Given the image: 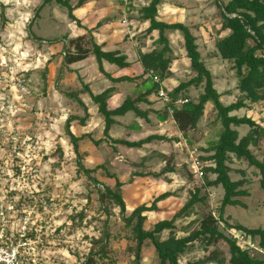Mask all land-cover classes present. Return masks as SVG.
I'll return each mask as SVG.
<instances>
[{
  "label": "rangeland",
  "instance_id": "1",
  "mask_svg": "<svg viewBox=\"0 0 264 264\" xmlns=\"http://www.w3.org/2000/svg\"><path fill=\"white\" fill-rule=\"evenodd\" d=\"M72 1L76 6L80 0ZM143 1L148 4L146 0H128V4L138 12L145 6ZM163 1L159 17L194 25L192 33L203 61L214 76L215 89L222 94L221 101L224 105L236 102L241 96L238 78L231 70V64L215 55L217 41L228 34L221 29L222 17L215 0ZM228 1L224 0L225 3ZM43 3L44 0H0V195L4 200L8 192L17 190L21 199L18 196L16 200L22 202L25 199L22 198L23 193L27 196L33 194L34 197L29 200L35 199L31 207L34 223L38 227L39 245L38 250L32 251V256L44 264H85L92 252H99L106 235L109 256L105 258L98 253L95 256L96 264H133L131 229L125 226L117 206L100 200L104 187L113 189L115 180L105 177L97 168L113 163V169L117 170L118 178L123 182L126 216L137 207L153 201L158 193V183L153 178H133L135 170L121 165L117 158H125L124 162L126 159L139 161L140 153L123 149L111 137L106 138L99 129L98 121H90L84 127L72 125L71 131L75 136H90L79 145L80 158L74 152L65 131L66 122L69 117L83 112L85 103L81 104L73 96L83 90V83L89 80L97 83L98 79H94L98 74L97 63L90 58L77 64L78 68H84L70 72L65 70L64 40L66 37L75 38L77 25L70 19L68 11L55 2L38 13ZM167 4L172 5L171 10L165 6ZM134 13L131 14L132 18H136L137 22L132 24L129 17L130 27L121 21V28L124 32H129L131 27L137 28V38L142 31L144 40H147V27ZM170 39L174 49L172 56L178 62L171 67L173 75L179 74V81H188L192 73L183 50L182 37L176 33ZM145 44L148 49L155 46L152 40ZM108 69L112 72L117 70L110 65ZM191 93L188 97L190 100L198 98L199 92L192 90ZM81 95L87 97L86 94ZM233 115L251 118L264 127L263 102L250 104ZM216 118L213 106L208 104L198 127L188 134L189 142H183L188 147L185 146L184 153L180 154L181 159L186 161L187 156L190 159L188 150L194 152L200 159L203 171L214 164L202 160L206 155L202 149L210 147L218 139L222 125ZM135 119L133 116L126 122L132 125ZM234 129L240 137L250 131L248 126ZM125 133L123 131L122 138ZM94 140L102 142L96 145ZM259 145L253 151L264 160V136ZM230 166L232 180L245 182L238 188L245 195L234 200L242 202L246 208H226V221L248 229H264V190L259 172L247 162L236 159ZM96 169L92 178H96L98 183L86 173ZM192 176L193 180L187 181L181 199L172 201L163 209L166 213L146 215V230L161 220L170 219L187 202L190 191L203 188L204 177ZM210 178L214 180L216 177L210 175ZM207 195L210 199L209 210L218 216L224 191L220 187L213 188ZM23 205L26 207L27 204ZM191 220L182 224L185 226ZM20 227L21 220H18L15 229L20 230ZM220 228L223 231L224 225L221 224ZM224 233L236 238L238 245L247 250L251 257L264 259V252L258 246L259 239L244 241L234 230ZM225 245L221 242L218 248L222 250ZM204 256L202 247L198 246L181 258V264H196ZM142 258V264H159L150 243L143 248Z\"/></svg>",
  "mask_w": 264,
  "mask_h": 264
},
{
  "label": "trees",
  "instance_id": "2",
  "mask_svg": "<svg viewBox=\"0 0 264 264\" xmlns=\"http://www.w3.org/2000/svg\"><path fill=\"white\" fill-rule=\"evenodd\" d=\"M149 5L138 11V17L142 22H148L149 28L147 36L158 32V38L155 41L156 48L146 54H140V62L144 72L137 78H120L113 79L106 74L103 68V62H108L120 69H127L131 65L127 58L118 52H104L103 47L99 46L93 36L94 31L83 28L82 24L74 16V10L67 0H44L43 5L38 13L45 6L52 3L58 4L68 11L70 19L76 23L77 27L84 29L86 34L75 39L66 37L64 42L68 41V46H64L66 57L64 58V67H70L74 64L83 62L93 56L99 66V70L113 83L129 82L134 83L137 80H145L142 87L145 92H141L137 98L129 97L121 107L114 111L108 108L113 89H107L99 94H94L90 86L83 83V90L74 94V98L79 101L81 94H86L95 104L98 114L106 124L105 136L108 138L111 128L116 124V117H123L128 113H133L138 118H146L147 113L140 109V104L146 101V98L156 93L159 85L149 77L150 73L156 74L161 81L168 79L171 74V67L176 59L172 56L173 46L171 35L179 33L182 37L183 50L186 58L189 60V68L192 78L173 90L169 95L173 99L172 104L165 105L162 110V121H167L170 117L169 109L173 110L172 119L175 122L179 132L185 137L191 131H194L204 116L206 106L211 104L217 121L222 125L218 139L210 144V147L204 149L205 153L211 156L203 157L205 162L212 161L214 164L206 168L203 178V188L190 191L189 198L184 207L176 212L170 220H164L156 223L151 229L146 230L147 213H159L161 210L158 204L171 198L176 197V193H164L153 199L150 204H143L137 207L129 216H126V203L123 197V183L119 180L118 175L111 172V167L104 164L97 169L101 170L105 177L115 180L114 188L104 187L101 192V202L109 201L120 209V215L128 229L132 232V243L134 252L133 264H142L143 248L150 243L159 261V264H181V258L201 246L204 252V258L196 264H264V259L253 258L247 250H243L238 245L236 238L228 237L224 232L237 231L244 241H254L259 239V248L264 252V229H248L242 225L229 224L225 218V210L228 207L246 206L234 200L236 197L244 196L245 192L238 191V188L244 185V180L233 181L230 174L232 172L231 163L234 160L244 161L251 168H255L261 177V186L264 190V160H261L253 148H258L261 139L264 136V128L248 117H238L233 113L247 108L250 104L264 103V0H230L227 3L224 0H215L216 6L222 17L221 29L228 34L216 43L217 57L222 61L231 64V70L238 78V90L241 96L236 102L225 106L221 102L222 95L215 89L214 76L203 61L202 55L196 44L194 35L190 27L183 23H167L159 20V9L164 3L163 0H146ZM86 0H82L76 6L82 7ZM192 90L199 91L197 99H189V103L177 107L175 102L178 99L188 98ZM84 115L81 117L71 116L68 118L65 131L74 147V152L80 158L79 145L89 138L83 136L76 137L71 127L73 124L85 126L90 115L83 106ZM248 126L249 133L240 137L239 132L234 128ZM163 140L160 137H149L146 140L130 143L124 140H113L115 144L126 146L128 148H141L144 144L154 140ZM102 141L93 142L99 145ZM82 167V164H80ZM96 170L86 171L90 179L98 183L92 174ZM175 168L171 167L168 161L165 168L159 173H149L148 176L158 179L167 173L174 172ZM179 173L187 179L188 182L193 180L188 166L181 168ZM210 175H215L211 180ZM220 187L224 191L222 204L218 209V216L209 210V196L207 192L210 189ZM15 195V193H13ZM20 201L19 208L23 204L26 209L32 208L35 199L29 200V197ZM27 199V200H26ZM37 205V204H36ZM22 209V208H21ZM192 219L184 226L186 220ZM221 224L224 225V232L221 230ZM193 226L195 228L193 229ZM165 235H167L165 237ZM108 235H106L103 245L99 252H92L85 264H96L95 256L98 253L107 258L110 251L108 250ZM224 242V249H219L218 245ZM227 257L228 260H227ZM195 264V263H194Z\"/></svg>",
  "mask_w": 264,
  "mask_h": 264
},
{
  "label": "crops",
  "instance_id": "3",
  "mask_svg": "<svg viewBox=\"0 0 264 264\" xmlns=\"http://www.w3.org/2000/svg\"><path fill=\"white\" fill-rule=\"evenodd\" d=\"M67 1H69L70 5L73 8H75L74 16L82 24L83 28L94 31L93 36L95 38V41L99 46L103 47V51L104 52H118L121 55L125 56L127 58L128 63L131 65L127 69H120L117 66L112 65L108 62H103V68L107 75H109L113 79H120L124 77L137 78L143 74L144 68L140 62V54L149 53L156 48V45H155V46H152L151 49H148L147 44L145 43H147L148 40H152L154 44L158 38V32H154L151 36H147V40H144V35L142 31L140 32L141 34L137 38V35L139 33L138 31L136 33L137 28L131 27L128 30L129 32H124L120 24L125 16H127L128 18L130 17L132 24L133 23L135 24V22H137L136 21L137 19L136 18L133 19L132 18L133 16L131 14L135 12L134 14L138 15V12H136L131 6H128V7L125 6L123 0H86V3L82 7H78V8H76V6L82 0H80L76 6L73 4L72 0H67ZM144 4H145L144 7H146L149 5V2L148 4L146 2ZM165 6H167L169 10L172 9V5L167 4ZM126 10H128L127 14L125 12ZM158 18L160 21L167 22L170 24L183 23L187 25L188 27H190L191 32L195 30L194 25L190 23H185L184 21L172 22V21L166 20L165 18L164 19L160 17ZM142 23L147 27L146 30H148L149 23L148 22H142ZM74 33H75L74 34L75 38H77L80 36H84L86 34V31L84 29H80L77 27V30ZM75 38L69 37V39H75ZM90 58L92 59L94 63H97L93 56H91ZM80 63H77V64H80ZM177 63L178 62L175 61L174 64H177ZM77 64H74L70 67H66L65 70L67 72H70V71H75V70L84 68V67L78 68ZM109 65L116 67L117 70L114 72H112L111 70L109 71L108 69ZM97 68H98V74H96L97 76L94 77V79L96 78L98 79L97 83L95 84L94 81L89 80L87 83H84V84L89 85L90 90L95 95L99 94L98 92L101 93L110 88L114 90L110 100L108 101V108L110 111H114L118 109L119 107H121L127 98L132 97L135 99L139 96L141 92L142 93L145 92V90L142 87V83L145 80V78H143L142 80H137L134 83H129V82L113 83L110 79H108V77H106L104 74L100 72L98 64H97ZM110 68L114 69L112 67ZM171 73L172 75L168 79H166L164 82H165L166 87L170 91H173L180 85V83H182V81L178 80L179 74L173 75L174 72H172V69H171ZM183 82H186V81H183ZM62 83H64V81ZM195 92H199V91L195 90ZM84 97L86 96H82V95L79 96V98H81L82 104L85 103L83 105L85 106V108L87 109L90 115L85 126L89 124L88 122L90 121H93V122L98 121L99 129H101L102 133H104L106 129V124L104 123L101 116L98 114L95 104L89 98L88 95L86 97L87 99ZM222 98L223 97H221V100ZM89 102L91 103V106ZM225 106H229V105H225ZM164 107L165 105L162 102L157 100L156 93H153L146 98V101L144 103L140 104V109L143 112L147 113L146 118H138L133 113H128L127 115L123 117H116L114 119L116 124L111 128L110 133H109V138L111 137L113 140H124L130 143L140 142V141L146 140L149 137L163 138V140L158 139L150 143L144 144L141 148H137V149L128 148L126 146L120 145L122 146L123 149L126 148L128 150L138 151V153H140L141 155L139 161H136V160L131 161L129 159H126V162H124L125 158L123 157L117 158L118 161H120L121 165L124 164V165L130 166L132 169L135 170V172L132 174L133 178L137 177V178H143V179H151L152 177H149L148 174L152 172L153 173L161 172V170L166 167L168 161L171 162V167L175 168L174 172L167 173L161 178H158V179L153 178V179L156 180L158 183V186H157L158 193L157 195H155V197L161 194H164V193H168V192L176 193L177 196L171 197L159 203L158 207L161 211L159 213H147L146 214L147 216L148 215H162L166 213V211L163 209L167 208V206L170 205L172 201L181 199L182 193L186 191L185 188L187 185L186 184L187 179L184 178L179 173V171L185 165H187L189 169L190 163H191L188 156L186 157L187 158L186 161H183V159H181L180 154L182 152L184 153L185 151L184 147L185 146L188 147V145L187 144L184 145L183 142H186V141L189 142V141L179 132L175 122L172 119V116H170L167 121H162L160 119V117L163 116L162 110L164 109ZM83 112L77 113L74 116L81 117L84 115ZM133 116L136 117L135 119L136 122H134L131 125V123H127L126 121L127 119ZM73 125H78V124H73ZM123 131L126 132L125 134H123L125 135L124 138H122L123 136H121ZM94 141L98 142L99 140L98 141L94 140ZM202 151L204 154L209 155L208 153L204 152V149H202ZM188 154L190 157L191 150H188ZM206 155L205 157H207ZM121 160H123V162H121ZM112 164L110 163L111 172L119 175L117 173V170L113 169L114 166L112 167ZM176 212H178V210ZM176 212L173 214V216L176 214ZM170 219L168 218L166 220H170ZM161 221H164V220H161Z\"/></svg>",
  "mask_w": 264,
  "mask_h": 264
},
{
  "label": "built area",
  "instance_id": "4",
  "mask_svg": "<svg viewBox=\"0 0 264 264\" xmlns=\"http://www.w3.org/2000/svg\"><path fill=\"white\" fill-rule=\"evenodd\" d=\"M125 6H129L128 0H123ZM126 14L128 10L125 11ZM122 24L126 27H130V21L125 16L122 20ZM64 46H68V41L64 42ZM69 47V46H68ZM63 57H66L65 51ZM149 77L154 83L159 85V89L156 92V98L164 105L172 104L173 99L170 97V91L165 82L154 74L150 73ZM24 82V81H23ZM189 103V99H178L175 102L177 107H181ZM169 115H173V110L169 109ZM190 171L199 178L204 177L203 167L198 156L194 152L190 156ZM15 193V195H13ZM24 197L32 198L33 194L25 195ZM19 196L17 190H11L5 195L3 200L0 195V264H44L39 258L32 256V251L38 250V235L37 224L34 223L33 208L26 209L25 207L19 208L20 200H16ZM21 199V196H19ZM18 220H21L20 230L15 229V225ZM243 240V238H242Z\"/></svg>",
  "mask_w": 264,
  "mask_h": 264
}]
</instances>
